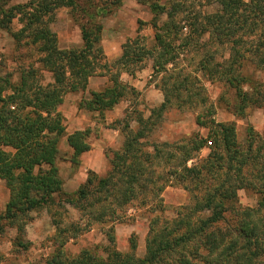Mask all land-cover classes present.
<instances>
[{"label": "trees", "instance_id": "16d2710c", "mask_svg": "<svg viewBox=\"0 0 264 264\" xmlns=\"http://www.w3.org/2000/svg\"><path fill=\"white\" fill-rule=\"evenodd\" d=\"M12 1L0 0V33L10 32L13 23L20 22L22 29L11 36L38 59L20 67L17 82L9 74L0 75V180L10 191L0 223L18 227L31 213L47 210L57 231L56 251L46 264H264V134L250 128L247 143L239 145L236 126L217 123L214 107H209L197 118L208 137L173 144L150 141L173 99L192 108L205 106L199 74L224 86L219 101L237 117L264 107V83L258 80L264 74V0H171L168 5L159 0H31L9 7ZM126 1L147 8L152 18L137 21L136 37L112 62L103 48L102 20L116 14ZM212 5L218 6L216 12L203 11ZM62 9L80 28L81 48H60L52 25ZM148 26L154 40L145 34ZM192 53L197 59L190 73H169V66L176 71L181 55ZM148 60H153L157 74L164 71L174 77L171 87L168 76L162 79L164 103L148 118L132 107L115 123L124 140L112 156L105 153L106 174L90 171L77 191L66 192L58 166L61 138L67 134L59 110L64 97L85 93L93 77L109 78L111 86L92 92L78 105L104 119L123 100L140 97L120 78L142 71ZM35 64L51 74L50 83ZM90 135L87 129L68 137L72 165L80 166L81 156L91 150ZM204 149L208 156L198 160ZM191 162L196 163L189 166ZM176 185L187 192L190 202L176 208L175 218L169 219L164 216L170 209L162 195ZM241 191L258 197L257 208L240 207ZM137 203L138 209L159 214L150 220L143 258L133 254L135 236L130 254L110 248L104 260L84 249L77 257H68L66 244L94 224L111 226L106 236L115 247V225ZM69 207L81 214V223L57 217Z\"/></svg>", "mask_w": 264, "mask_h": 264}, {"label": "rangeland", "instance_id": "374dc122", "mask_svg": "<svg viewBox=\"0 0 264 264\" xmlns=\"http://www.w3.org/2000/svg\"><path fill=\"white\" fill-rule=\"evenodd\" d=\"M30 1L31 0H13L9 7L26 4ZM159 1L163 5H168L171 0ZM134 7V15H129L127 13V15L119 16L118 13H116L113 16L102 20V23L106 30V34H108V36L111 34V31H115L116 29L118 32L124 34L125 28L130 26V24L133 22L132 20H143L148 22L151 20L152 15L147 8L141 6L138 3ZM217 9V5H212L203 8V11L214 13L217 11ZM199 10L201 11V9ZM121 26H124V28H122ZM21 29L22 24L18 21H15L10 32L2 31L0 33V75L4 76L6 74H9L11 75V78L14 82H17L20 78V67H27L30 63H35L38 59L37 55L30 52V49L23 47L24 45L19 47V45H17V43H15L14 39L12 38L11 33L18 32ZM52 29L58 36L60 48H81V46L83 45L80 28L76 26L71 20L68 10L62 9L56 13V20L52 25ZM145 34L148 35L151 40H154V32L150 26L145 29ZM204 39L206 42L208 37ZM27 55L29 56L26 57ZM195 59H197L195 53L181 55L177 62L178 65L176 71H174L173 66H169V73L178 72L180 74H184L186 73V71H189L190 73V71L194 69L196 63ZM143 67L144 69H152L153 60H148L143 65ZM35 68L39 69L41 75L45 80V83L51 82V74L42 71V67L39 64H35ZM168 75V72L162 71L160 74H157L154 71L150 82L157 89H159L163 82L162 79H164ZM198 76V78L202 81L205 89V91L203 92V97L207 102L205 106H200L199 104V106L192 108L190 105H182L181 102L173 99V106L168 109V111L158 122V126L152 135V139L150 140L151 143L168 142L173 144L185 139L208 137L209 131L197 124V118L199 117V115L205 114L206 110L209 107H214L212 111L214 112V119L217 123H233L236 126V137L239 145L244 146L247 143L250 128H252L260 135L264 134V107L262 109H248L246 111V116L244 118H239L229 110L225 103L219 101V98L225 92L224 86L218 82L211 83L206 78L204 79L200 74ZM173 78L174 77L170 78V76H168V87H171V85L174 83ZM258 80L264 83V74H260L258 76ZM229 94L230 96L232 95L231 92H229ZM144 99L141 95L136 100L131 101L133 104V109L135 108L134 110L141 111L145 115V117L148 118L151 115V110L153 108L145 106L146 103ZM95 119L97 120V122L103 124L106 128L112 130L118 128L115 123L108 124L107 126L100 116ZM65 120L66 118L64 117V121ZM133 127H136V124H133ZM93 132H95V134L98 136L100 129H96L94 131H92L91 129V134ZM72 134L67 132V134L61 138L59 147L60 158L58 166L64 184L65 182H68L70 178L80 170L79 166H75L72 164L71 166L69 165L71 163L70 161L72 159L73 152L68 146L67 139ZM91 136L92 135H90L89 137V141L91 139ZM123 140L124 139L120 135V142H118V144L116 143L111 148H107L106 153L112 156L113 151L120 150ZM208 154L209 150L204 149L203 151H201L198 160L206 158ZM196 162H191L189 166H192V163ZM108 168L109 164L107 161L100 175L106 174ZM162 197L164 203L170 209L164 214V216L169 219L175 218L176 208L188 205L190 202L189 195L178 185L166 188ZM9 199L10 191L7 189L5 181L0 180V215L5 212L6 205L8 204ZM138 204L139 203H137L135 206L136 209L129 210L125 219L116 223V225H132L134 223L138 224L137 226L139 234H137V236L133 234L129 238L127 243L121 241L118 244L116 242L115 247H113L111 244H109L106 236L110 231L111 226L107 228L108 225L101 226L94 224L91 229L87 228V230H84V232L81 233L82 235H79L76 239L71 240L66 244V246L64 247V251L66 252L68 257L73 259L77 257L82 252V250L90 249L97 258L106 260L108 257L106 250H110V248L119 250V248L123 249L124 247H127V249L119 251L122 254H130L133 253L130 251L132 241L131 239L136 237L134 240L137 242V249L133 254L138 258H143L146 254V240L150 230V220L154 216L156 217L159 214L149 213V210L147 209H138ZM257 204L258 197L252 191L239 192V205L241 208L255 209L257 208ZM57 217H59L60 219H64L65 221H73L75 223L82 222L81 214L71 207L67 208L66 211L57 212ZM65 227L66 226H63V229ZM18 229H24L25 232L23 233V235L19 234ZM56 231L57 229L53 226L52 218L50 217L48 211L45 209H41L37 212L31 213L29 219L21 222L18 227L13 228L7 222H1L0 264H46L50 256H52V254L56 251V247L53 241V237ZM141 238L143 240L142 253L139 247Z\"/></svg>", "mask_w": 264, "mask_h": 264}, {"label": "crops", "instance_id": "0c3cea01", "mask_svg": "<svg viewBox=\"0 0 264 264\" xmlns=\"http://www.w3.org/2000/svg\"><path fill=\"white\" fill-rule=\"evenodd\" d=\"M135 1H126L123 7L117 12L118 15L124 16L135 14ZM133 22L129 27L125 28L124 34L117 31H111L108 36L106 30L103 35V48L105 55L109 61H115L123 55V46L129 40L134 39L137 35V21ZM148 22V21H146ZM124 28V26H121ZM153 30V29H152ZM154 32V31H153ZM153 68H145L142 71L137 72L134 76L123 73L120 80L123 84L134 88L137 92L141 93L145 101V106L150 108H158L164 103L163 94L157 89L150 80L152 79ZM111 86L110 80L107 77H93L89 81L88 89L85 93L80 94H68L65 96L63 105L60 108L61 113L66 118L65 124L67 132L72 134L87 129H100L98 136L93 132L90 139L91 150L81 156L80 170L74 176L70 178L68 182H65L64 189L66 192H75L79 189L88 176V172H95L101 174L103 167L106 164V149L113 147L116 143L120 142V131L117 129L106 128L103 124L97 122L95 118L99 117L97 112H87L79 109V103L91 98L92 92H97L105 87ZM140 95V96H141ZM133 107L130 99H125L119 103L112 111L106 112L103 119L104 123L108 124L116 123L124 118L126 113ZM119 139V140H118ZM71 166V163L69 164ZM187 193V192H186ZM186 206V205H185ZM138 224L132 225H116L115 236L116 241L119 244L121 241L127 243L129 238L134 234L137 236ZM136 233V234H135ZM130 234V235H129ZM142 238L140 240V250L142 251ZM127 249V247L119 250Z\"/></svg>", "mask_w": 264, "mask_h": 264}]
</instances>
